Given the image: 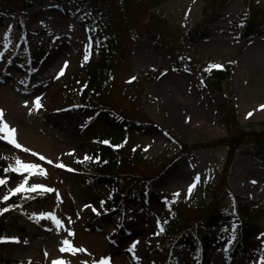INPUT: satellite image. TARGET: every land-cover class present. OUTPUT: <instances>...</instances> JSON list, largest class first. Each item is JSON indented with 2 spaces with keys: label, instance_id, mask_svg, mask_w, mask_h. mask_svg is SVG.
Wrapping results in <instances>:
<instances>
[{
  "label": "rangeland",
  "instance_id": "374dc122",
  "mask_svg": "<svg viewBox=\"0 0 264 264\" xmlns=\"http://www.w3.org/2000/svg\"><path fill=\"white\" fill-rule=\"evenodd\" d=\"M9 2L14 4L12 0ZM126 2L127 21L138 22L136 28L130 29L119 23L118 38L125 51L118 60L111 102L117 111L145 122L142 131L123 133L128 145L141 150L143 162L135 171L152 172L154 177L149 180V186L153 190L189 207L202 200L210 201L204 187L222 175L227 147L217 144L210 149L181 154L177 139L208 143L229 135L218 111L221 96L211 88L210 83L215 79L209 74L226 67L232 69L227 79L228 94L236 106L239 125L245 130L264 129V110L259 108L264 104V35L250 42L241 37L246 26V3L263 11L257 18L259 22L264 21V0H223L214 6L209 0H163L152 9L140 0ZM147 11L165 21L157 25L159 35L154 40H150L148 33L153 28L152 22L143 19ZM215 14H220V18L212 22ZM2 23L0 109H3L4 121L16 130L14 136L22 148L9 143L4 138L7 133L0 132L3 142L0 150L8 167H15L17 159L41 164L48 176H32L29 183L52 187L60 196L25 192L22 194L27 198L19 209L0 215V224L6 228L0 237L19 238V242L1 243L0 252L5 260L52 264L53 260L63 259L69 264H81L84 259L110 256L111 264H253L259 257L256 253L233 260L225 251L237 239L238 218H234L229 235L220 240L217 254L207 263L200 252L176 249L173 236L160 232L161 225L149 211L136 205L128 209L121 207L116 216L107 211L110 187L94 182L85 171L97 162L96 144L85 137L87 128L82 123L79 96L82 87L79 78H85L84 67L99 57V40L96 27L81 18L70 1L34 6L23 15L22 23L16 16L6 15ZM198 26H207L209 36L199 42L187 40L186 30ZM93 37L97 50L92 48L89 39ZM85 54H89L88 61L84 60ZM213 64L222 68H212ZM155 71L158 72L156 81L140 90L141 82L147 83L146 79ZM37 96L41 97L39 109L34 104ZM249 112L253 113L251 117L247 115ZM95 129L101 135L111 133L98 124ZM32 152L66 167L49 165ZM85 155L92 159H84ZM123 171L125 175L133 172L127 168ZM197 176L199 181L195 179ZM227 177V185L223 183L219 194L220 204L228 211L234 210L235 195L264 207V161L238 153ZM22 179L19 174L8 179L5 186H0V197ZM192 184L195 187L189 196L188 188ZM177 192L178 197L174 196ZM101 201H106L103 207ZM5 204L0 200V205ZM93 207L100 213L98 216L92 217L96 213ZM47 212L53 213L64 226L58 228L53 220L38 216ZM186 216L194 218L198 214ZM258 223L264 229V214ZM66 228L75 234L69 235ZM64 239L74 247L87 248L92 257L85 253L60 252L62 246L67 247L62 244ZM137 240L135 255L139 261L128 250Z\"/></svg>",
  "mask_w": 264,
  "mask_h": 264
},
{
  "label": "trees",
  "instance_id": "16d2710c",
  "mask_svg": "<svg viewBox=\"0 0 264 264\" xmlns=\"http://www.w3.org/2000/svg\"><path fill=\"white\" fill-rule=\"evenodd\" d=\"M12 1L21 13L35 3H46L54 0ZM162 1L140 0V3L151 9ZM220 2H223V0H209L211 6ZM2 3H5V0H2ZM126 3V0H75L76 7H78L81 14L97 25V35L101 40L99 45L100 58L92 61L85 68L86 75L82 79L83 87H81L80 96L82 102L81 112L83 115L92 117L91 120L99 121L103 128L111 131L110 134L101 135L95 132V124L91 123V120L86 121V124L90 125L87 131L88 138H94L96 142L110 141V144L99 142L100 160L93 169H87V172L98 183L108 184L113 189V200L109 201V207L116 204L115 208H117V206L124 203H136L142 208L147 207L155 214L160 210L159 220L167 233L176 236L175 244L177 247L199 250L208 261V258L216 252L218 241L227 234L232 219L238 216L241 220L238 227L239 238L230 250V256L241 259L252 252L264 255V238L261 235L264 233V229L258 223V218L264 214V207L249 200L243 202L240 197H235L236 213H229L225 206L220 204L219 191L223 183L225 186L227 185V175L238 150H241L243 154L250 158L264 159V129L260 131L255 129L245 130L241 127L237 119L235 105L229 100L225 83L230 75L229 69L212 73L215 81L211 84L215 90L220 91L222 94L221 104L218 108L223 114L222 121L227 127L229 135L208 143L188 145L182 142L184 150L209 148L217 144H226L229 147L224 173L217 179L216 183H211L204 189L205 193L209 194L210 201L202 200L192 208L172 198L168 199L163 194L141 184L143 181L151 179L154 174L139 169L135 171L136 166L143 162L140 150L132 152V148L125 141H122L125 130L134 132L142 127L141 120L128 117L117 111L111 102V93L114 87L113 79L120 65L118 60L125 51L124 45L120 44L118 38L119 23L122 22L126 28L130 29L132 27L136 28L138 22L137 20L127 21L128 9ZM246 4L248 7L247 26L242 32V37L251 40L264 34V21H257L258 16L263 11L257 6L252 7L250 2ZM10 6V3L7 2L4 8L9 11ZM117 13H119V20H117ZM147 13L148 15L144 14L143 19L146 18L152 22L153 28L148 33L154 40L159 35L157 25L161 26L165 21L150 11H147ZM218 17L219 14H215L212 22ZM209 34L210 30L207 26H198L189 29L185 36L189 40L197 42L208 37ZM111 137H115L116 140H111ZM2 144L3 142L0 140V146ZM115 145H120V147H113ZM125 168L135 171V173L128 172L129 174L125 175L123 171ZM5 169L9 168L0 150V177H8L9 179L18 177L17 173L10 170L6 172ZM131 173H133L132 176H130ZM24 199V196L17 194L3 207H7V204H14L18 206L14 209H19ZM190 213L198 214V216L188 218L189 216H186V214ZM193 227H196L194 231ZM5 229L4 225L0 224L1 234ZM5 262L7 261L3 259L0 252V264Z\"/></svg>",
  "mask_w": 264,
  "mask_h": 264
},
{
  "label": "snow or ice",
  "instance_id": "6c2138e0",
  "mask_svg": "<svg viewBox=\"0 0 264 264\" xmlns=\"http://www.w3.org/2000/svg\"><path fill=\"white\" fill-rule=\"evenodd\" d=\"M88 47H91V45H88ZM3 58H4L3 54L0 53V59H3ZM88 59H89V54H85L84 60L88 61ZM9 63H10V61H9ZM233 63H235V62H233ZM67 64H68V62L66 61L64 68L67 67ZM211 67L212 68H222V65L213 64V65H211ZM64 68L61 69V72L59 73V75L62 76L64 74ZM132 79H135V77H133ZM21 83H23V81H21ZM202 83H203V81H202ZM40 101H41V97L37 96L35 98V101H34V104H35L37 109L42 107ZM26 104H27V102H26ZM259 108H260V110H264V104L260 105ZM247 115L249 117H251L253 115V113L249 112ZM0 122H3V127L0 128V132H6L7 133V135L4 138L6 140H8L9 143L13 144L16 148H22V145L19 144L15 139L14 134H15L16 130L14 128H11L9 126V124L6 121H4L3 109H0ZM99 142L103 143V144H110V141H108V140H103V141H99ZM113 147L118 148V147H120V145H115ZM23 150L26 152L30 151L27 148H24ZM145 150H147V149H145ZM32 155L38 156L40 161H46L47 164L53 165L54 167H57V168H65L66 167L63 163H54L51 159H47L45 156H43L41 154L32 152ZM84 159H86V160L92 159V157L85 155ZM95 159L97 160V162H99L100 157L96 156ZM105 163H106V161H105ZM9 170L13 171L19 175H22L23 179L15 187L10 188L7 194L3 195V197H0V200L7 202L11 199L12 196H14L16 194L25 193V192H27V193H33L34 192L37 194H39V193H55L57 198H60L58 190H56L52 187H49V186L41 184V183H36V182L29 183V179L32 176H42L45 178L48 176V171L41 164L30 163V162L26 163L20 159H17L15 167L10 166L9 169H5L6 172ZM69 170H71V169H69ZM24 173H27V175H24ZM8 179H9L8 177H0V186H5L8 183ZM195 179L197 181H199V176H197ZM252 183H257V181H252ZM194 187H195V184H192L189 186V188H188V195L189 196L191 195L192 189ZM174 196L178 197L179 193L178 192L174 193ZM104 203H106V201H101V207H103ZM16 207H18V206L14 205V204H9L7 207L0 208V215L7 213ZM85 207H90V206L85 205ZM92 210H93V212H96L97 215L100 214L96 208L93 207ZM35 216H37V214H33V217H35ZM38 216L40 218H48V219L53 220L58 228L64 226L63 222L51 212L39 213ZM30 218H32V217H30ZM68 223L69 224L73 223V221L71 220L70 217L68 218ZM158 224H159V221H158ZM65 230L68 232L69 235L75 234L71 229L66 228ZM160 232L161 233L164 232L163 226L160 227ZM156 235H159V233H156ZM261 235L264 236V233H262ZM233 239H235V236H233ZM8 240L19 242L18 237H0V242L8 241ZM111 242L115 243V241H111ZM25 243H27V241H25ZM138 243H139L138 240L134 241L132 243L131 247L128 249L130 252L133 253V259H135L137 261H139V259H140L139 257H137L135 255V248H136V245ZM62 244L64 246H67V247L62 246L60 248V252H62V253L67 251V252L72 253L73 255H75L76 253H85L88 257H92V255H93L85 247H74L68 239H64L62 241ZM225 251H227V249H225ZM45 255L47 256L48 253L45 252ZM52 264H69V262L65 261L63 259H56V260L52 261ZM81 264H111V257L106 256V257H101L99 259H91V260L84 259L81 261ZM253 264H264V255H260L259 257H257L256 260L253 261Z\"/></svg>",
  "mask_w": 264,
  "mask_h": 264
},
{
  "label": "bare ground",
  "instance_id": "6f19581e",
  "mask_svg": "<svg viewBox=\"0 0 264 264\" xmlns=\"http://www.w3.org/2000/svg\"><path fill=\"white\" fill-rule=\"evenodd\" d=\"M60 53H62V51H60Z\"/></svg>",
  "mask_w": 264,
  "mask_h": 264
}]
</instances>
